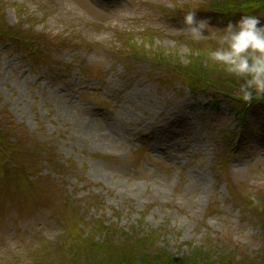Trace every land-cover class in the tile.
<instances>
[{
    "label": "rangeland",
    "instance_id": "1",
    "mask_svg": "<svg viewBox=\"0 0 264 264\" xmlns=\"http://www.w3.org/2000/svg\"><path fill=\"white\" fill-rule=\"evenodd\" d=\"M201 2L0 0L3 25L34 30L49 52L31 63L0 36V127L11 143L0 155V264H30L68 233L100 235L96 220L127 232L143 220L174 254L220 241L238 256L261 253L264 183L253 181H264V113L240 125L230 104L192 95L136 54L214 64L218 41L183 31ZM256 16L264 23V10Z\"/></svg>",
    "mask_w": 264,
    "mask_h": 264
},
{
    "label": "trees",
    "instance_id": "2",
    "mask_svg": "<svg viewBox=\"0 0 264 264\" xmlns=\"http://www.w3.org/2000/svg\"><path fill=\"white\" fill-rule=\"evenodd\" d=\"M201 1L194 9L197 10L196 13H201L209 21L220 19L234 22L246 14L256 15L264 10V0ZM188 9L193 10L190 6ZM179 12L181 11L178 10L177 13ZM0 19H3V16ZM0 23L1 28H6L0 31V36L8 38L9 45H14L17 50L25 52L30 62L32 58L39 61V56H44V53L49 54L44 49L47 43L46 38L33 32L34 30L28 32L29 30L26 29L23 35L16 36L7 29L8 26L3 25L5 22L0 21ZM39 41L43 46L38 43ZM136 54L138 58L141 56V59L149 60L158 68H162V71L172 75V78L182 80L192 95H204L213 99L216 104L219 102L230 104L240 125L246 124L252 110L264 112V100L253 101L251 105L245 104L235 95L238 91L235 78L228 75L222 66L214 62L212 65L207 64L201 56H195V53L193 61L188 65H184L178 58L176 60V56L173 55L165 56L153 52L154 58L149 59L148 53ZM8 132L9 129L1 125L0 155L4 158L10 155L11 143L9 141L8 144L6 143L10 139ZM2 144L6 146V149ZM255 220L262 230L264 240V212L259 218L255 217ZM98 221L96 220L94 225L98 227V231L102 230L100 235H95L93 228L83 235L78 233L66 235L65 233L62 244L57 248L49 246L47 250L41 252L36 249L30 257V264H264V241L261 253L255 257L246 253L238 256L236 250L230 249V245L223 241H220L222 244L217 243V245L212 242L200 247L190 245L187 252L174 254L169 252L168 248L158 246L162 243L165 231L152 230L150 234L146 233L143 229V220H140L137 226L131 227L129 232L121 228H112V225L105 226L104 221L100 220V223Z\"/></svg>",
    "mask_w": 264,
    "mask_h": 264
},
{
    "label": "clouds",
    "instance_id": "3",
    "mask_svg": "<svg viewBox=\"0 0 264 264\" xmlns=\"http://www.w3.org/2000/svg\"><path fill=\"white\" fill-rule=\"evenodd\" d=\"M196 11L193 9L184 14L183 31L193 41H218V46L210 52V59L235 78L238 84L235 95L238 99L248 105L264 100V23L261 18L246 14L235 25L229 23L225 28L217 29L207 19L197 20ZM205 32L209 35L205 36ZM253 183L264 181L254 180ZM248 199L255 206L261 205L254 192L248 194Z\"/></svg>",
    "mask_w": 264,
    "mask_h": 264
}]
</instances>
